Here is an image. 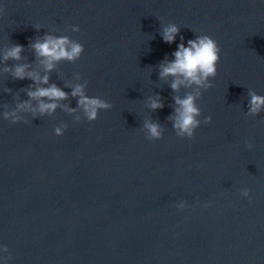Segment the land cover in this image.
<instances>
[{
	"label": "water",
	"instance_id": "obj_1",
	"mask_svg": "<svg viewBox=\"0 0 264 264\" xmlns=\"http://www.w3.org/2000/svg\"><path fill=\"white\" fill-rule=\"evenodd\" d=\"M0 8V264H264V109L246 115L249 90L264 95V0H0ZM169 23L180 27L172 43L162 36ZM45 33L82 43L81 57L47 70L31 47ZM202 34L221 58L212 87L200 89L201 124L181 138L168 119L173 97L196 86L174 92L160 64ZM17 44L21 58L5 60ZM17 65L40 80L17 79ZM85 81L87 95L112 105L93 121L71 94ZM52 84L68 96L41 114L48 98H30L29 86ZM152 99L163 107L153 110ZM25 101L31 108L18 107ZM13 111L20 121L4 118ZM145 121L162 126L160 139H147Z\"/></svg>",
	"mask_w": 264,
	"mask_h": 264
},
{
	"label": "clouds",
	"instance_id": "obj_2",
	"mask_svg": "<svg viewBox=\"0 0 264 264\" xmlns=\"http://www.w3.org/2000/svg\"><path fill=\"white\" fill-rule=\"evenodd\" d=\"M3 9L0 8V11ZM72 31H79V26L73 25ZM180 32V27L175 23H169L163 27L162 36L165 42L172 43L175 41L177 34ZM183 40V37H181ZM186 47L181 42L177 50L173 53L174 59L171 61H165L160 64V76L167 77L173 76L174 80L171 84V88L174 92H178L181 85L191 87L196 86L194 91L188 92L184 97L176 95L173 97L175 102L174 114L169 116L168 119L172 121V127L175 129L177 136L184 138H193L195 130L200 126L201 120V108L197 104V100L201 97L202 92L200 89H208L212 87V80L217 74V64L220 61L221 48L218 42L207 34L197 35L195 39L187 41ZM35 49L37 56L42 57V63H44L47 70H52L55 62L62 59L69 61H75L79 59L84 51V45L82 43L71 40L66 35L54 36L45 33L43 40L37 39L32 45ZM23 51L22 45H15L9 49L4 56V59L9 58L19 60L20 53ZM28 65H17L15 67L14 76L17 79L23 80L25 78L32 79L33 81L40 80V77L33 72H26ZM8 69H6L7 71ZM42 83H48V76L45 75L42 78ZM85 84H77L72 90V96L78 97L77 106L84 112V116L89 121L96 120L98 118L99 110L109 109L112 107L111 103L99 96H89L85 92ZM249 110L246 115H257L264 109V95H259L254 90H249ZM28 96L32 99H40L47 97L49 102L40 100L39 112L52 113L58 107L57 101L66 99L68 93L61 88L52 84L49 87H39L32 90V86H29ZM19 108H31L28 101L18 105ZM150 107L155 110L163 107V102L159 99H152ZM70 112H75L76 109H69ZM4 118L12 123L21 120V117L16 112H5ZM79 117L76 120L79 121ZM212 117L205 116L203 123H211ZM67 125L63 127H56L54 132L56 135H62ZM144 128L147 130V139L156 140L160 139L163 135L162 126L158 122L145 121ZM247 147L251 149L253 147L250 141H246ZM249 189H242L243 196H249ZM185 201H180L177 206L179 209L186 207ZM3 251L7 252V246H3ZM5 261L11 259V256L4 258Z\"/></svg>",
	"mask_w": 264,
	"mask_h": 264
}]
</instances>
